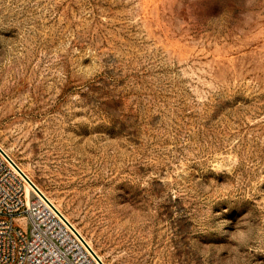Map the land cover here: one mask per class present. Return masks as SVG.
Listing matches in <instances>:
<instances>
[{"label":"rangeland","instance_id":"obj_1","mask_svg":"<svg viewBox=\"0 0 264 264\" xmlns=\"http://www.w3.org/2000/svg\"><path fill=\"white\" fill-rule=\"evenodd\" d=\"M0 144L105 264H264V0H0Z\"/></svg>","mask_w":264,"mask_h":264},{"label":"built area","instance_id":"obj_2","mask_svg":"<svg viewBox=\"0 0 264 264\" xmlns=\"http://www.w3.org/2000/svg\"><path fill=\"white\" fill-rule=\"evenodd\" d=\"M90 249L77 227L0 146V264H91Z\"/></svg>","mask_w":264,"mask_h":264},{"label":"bare ground","instance_id":"obj_3","mask_svg":"<svg viewBox=\"0 0 264 264\" xmlns=\"http://www.w3.org/2000/svg\"><path fill=\"white\" fill-rule=\"evenodd\" d=\"M0 146L3 148V146L0 144ZM5 150V149H4ZM6 151V150H5ZM7 152V151H6ZM22 170H24L22 167H21ZM25 171V170H24ZM26 173V172H25ZM28 187L31 186V183H28L27 184ZM40 189V188H39ZM41 194H44L47 196V194H45V192L43 190H41ZM49 198V196H47ZM51 199V198H50ZM89 246H90V263L91 264H105L104 261L102 260L101 256L94 250V248L91 246V244L89 243V241H87Z\"/></svg>","mask_w":264,"mask_h":264}]
</instances>
